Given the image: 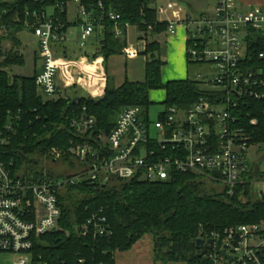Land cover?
<instances>
[{
  "label": "built area",
  "instance_id": "1",
  "mask_svg": "<svg viewBox=\"0 0 264 264\" xmlns=\"http://www.w3.org/2000/svg\"><path fill=\"white\" fill-rule=\"evenodd\" d=\"M26 1L43 4V8L27 10L24 19L25 28L39 39L41 68L36 84L51 99L59 98L62 65L57 45L67 40L63 24L55 15L61 5L51 0ZM67 5L76 7L82 19L81 39L87 40L95 31L91 13L82 0ZM156 10L158 20L167 23L165 34L173 35L180 24L185 25L189 60L213 68L205 75L197 74L212 97L202 96L187 110L167 108L155 122H147L138 106L124 108L111 133L96 137L97 146L75 142L68 150L49 151L47 156L53 161L71 155L85 165L66 179H24L13 171L12 164L0 160V254L17 256L12 264H50L39 247L44 246L42 236L56 227L61 230L59 193L67 184L89 179L107 184L115 178L158 182L193 173L217 184L228 196L236 195L237 189L241 193L250 188L252 194L264 199V153L260 156L259 145L249 144L251 138L241 124L246 116L239 110L250 99H264V66H245L250 32L264 27L262 8L245 10L237 0H216L212 12L193 16L177 0H158ZM2 15L0 10V20ZM110 18L116 22V36L126 37L128 42L132 26L119 23L117 13H111ZM138 52L130 44L125 49L128 56ZM259 58L264 59V53ZM96 122L92 115L71 120L80 134L91 131ZM257 122L253 118L251 125ZM6 129H13L11 121ZM1 142L8 140L3 137ZM78 230L83 236L95 238L112 234L106 217L99 214H93ZM203 249V257L211 264H264V217L251 224L212 231Z\"/></svg>",
  "mask_w": 264,
  "mask_h": 264
},
{
  "label": "trees",
  "instance_id": "2",
  "mask_svg": "<svg viewBox=\"0 0 264 264\" xmlns=\"http://www.w3.org/2000/svg\"><path fill=\"white\" fill-rule=\"evenodd\" d=\"M60 4L55 15L67 32L73 24L69 21L68 5L72 0H51ZM158 0H82L95 20L99 37L98 49L93 55H102L105 61L113 55L122 54L127 46L126 37H117L116 22L111 13L120 15L119 23H129L137 28L140 39L155 37L167 30V23L158 20ZM192 9L189 0H177ZM43 4L26 0H0L3 12L0 20V160L13 165V171L24 179H66L69 169L85 166L73 156H63L57 161L68 163L64 173L45 171L36 157H48L52 149L68 150L75 142H89L97 146L96 137L109 135L122 110L130 106L142 109V116L149 122L150 92L164 89L166 109L178 107L187 110L202 96L212 97L199 80L187 78L167 83L162 79L165 61L162 45L147 41L141 54L148 56L146 77L142 82L125 81L121 86L108 85L102 97H59L45 101L39 93L36 77L40 71L29 76L10 75L8 68L23 66L24 55L18 34L25 28L27 10L40 9ZM81 24L82 19L78 17ZM93 33V34H94ZM11 40L13 47L5 51L4 42ZM63 48L65 43L57 45ZM57 47V48H58ZM59 49H57L59 51ZM57 51V52H58ZM264 30H251L248 37V57L245 66H264ZM188 59L189 64H193ZM83 68L85 66L83 65ZM244 116L241 124L251 138L249 144L264 145V99H250L239 109ZM240 112V111H239ZM92 115L95 127L80 134L71 120ZM161 116V114H160ZM258 120L251 125V120ZM11 121L13 129L6 125ZM8 140L2 143V138ZM264 153V152H263ZM262 153V154H263ZM257 171L258 163L254 165ZM228 196L217 184L193 173H180L172 179L158 182L113 179L107 184H67L59 193L62 208L61 230L42 236L44 246L40 251L50 264H117L116 254L128 252L146 235L153 236L155 262L161 264H211L200 255L202 243L212 231L226 227L251 224L264 217V199L252 194L251 189ZM93 214L106 217L112 234L104 237L83 236L78 230Z\"/></svg>",
  "mask_w": 264,
  "mask_h": 264
},
{
  "label": "crops",
  "instance_id": "3",
  "mask_svg": "<svg viewBox=\"0 0 264 264\" xmlns=\"http://www.w3.org/2000/svg\"><path fill=\"white\" fill-rule=\"evenodd\" d=\"M237 3L240 5L241 8L245 10H252L255 6H259L262 8V11L264 12V0H237ZM188 12L190 13V10H188ZM128 35L129 36H128V42L126 48L128 47L129 44L135 47L139 51L137 55L128 56L125 53V49H126L125 48L122 54L113 55L109 57L107 61H105V58L102 55H97L96 57H93L99 45V37L97 33H94L91 37L87 39L92 49L91 52L92 55L85 53L78 60H74L70 58V56L68 57L69 52L67 49H66V55L57 54V57L59 58L60 63L62 65L61 71L59 73V80L60 83L62 84L61 89L63 94L66 93V95L62 94V96L74 98L75 96H72V94L69 91L79 87L82 88L88 94L89 97H94V98L102 97L108 85V76L112 77L113 84L116 87L121 86L127 80L132 82L144 81L146 77V63L148 60V56L141 54V52L145 50L147 40L146 38L140 39V33L135 27L130 28ZM148 37L151 38L150 41L154 39V37H152L151 35H149ZM155 37L160 38L157 39L156 41H158L161 45L163 44V42L167 43V49L169 55L168 57L175 55L174 60L176 61V66L170 68V70L172 71H169V68L167 67L162 68L163 82L167 83L169 81L187 79L185 78V61L187 60L188 62L187 59L188 42H187V29L185 25L180 24L176 30V33L173 35H167L165 33H162ZM139 58L143 59V66H144L143 79H138ZM34 59H35L33 66L34 69L32 74H34L36 70L40 71L41 68V62L39 59L38 50L34 55ZM82 64L85 66V68L81 67ZM86 84H90L91 87L89 88ZM165 99H166V93H165Z\"/></svg>",
  "mask_w": 264,
  "mask_h": 264
},
{
  "label": "rangeland",
  "instance_id": "4",
  "mask_svg": "<svg viewBox=\"0 0 264 264\" xmlns=\"http://www.w3.org/2000/svg\"><path fill=\"white\" fill-rule=\"evenodd\" d=\"M4 1V0H3ZM7 1V0H5ZM189 2L192 5V9L188 8L190 10V13L193 16H197L200 12H212L215 5L216 0H189ZM68 18L69 21L73 24L69 27V29L66 32L67 40L65 41V47L69 52L68 57L78 60L82 55L85 53L92 55V49L90 47L88 40H82L80 38L82 28L80 23L78 22V15L76 11V7L74 5L69 6L68 8ZM264 30V27H263ZM149 36V35H148ZM147 36V41H150L151 38ZM18 38L21 40L22 44L21 47L17 48L20 53L24 55L25 62L23 66H13L8 68V71L11 76L18 74V75H24L29 76L33 73L34 69V55L39 51V39L38 37L30 30L24 29L18 34ZM160 38L154 37L153 40H157ZM13 47V43L11 40L4 42L3 49L5 51H8ZM58 47V46H57ZM59 49V47L57 48ZM58 55L63 54V48L59 49ZM90 55V56H91ZM168 49H167V43L163 42L162 44V57L165 61L164 67L173 68L176 66L175 55L168 57ZM171 59V60H170ZM3 60V57H0V61ZM178 66V64H177ZM83 67V64L81 65ZM213 70V68L210 65H203V64H189L187 60L185 61V78H191L198 80L197 74L205 75L207 72ZM144 74V66H143V59H138V79H143ZM58 82L60 80L58 79ZM89 88L91 87L90 84H86ZM39 93L42 95L43 99L45 101L50 100L51 97L45 95L42 90H38ZM72 96L75 97H89L88 94L82 89V88H76L69 91ZM63 94V93H62ZM61 94V95H62ZM60 95V96H61ZM63 95H66L63 94ZM150 99L152 104L149 107V117L150 120L155 122L158 119L159 113L163 112L166 107L164 105L165 100V90L164 89H158L154 90L150 94ZM259 149V148H258ZM256 149H254L255 151ZM264 152V145L262 146V151L260 152V156ZM253 154V153H252ZM253 158H255L253 154ZM37 160H39L40 167L43 168L45 171H54L56 174L64 173L68 171L70 166L68 163H63L62 161H53L49 157H36ZM261 168L264 169V158H261ZM75 170V169H73ZM72 169H69V172H75ZM153 236L152 235H146L143 237L139 242H137L133 248L128 252L120 253L118 252L116 254L117 264H161L158 262H155L154 259V252H153ZM17 256L11 255V254H0V264H12L14 261H16ZM172 264V263H171ZM177 264H184V263H177Z\"/></svg>",
  "mask_w": 264,
  "mask_h": 264
},
{
  "label": "water",
  "instance_id": "5",
  "mask_svg": "<svg viewBox=\"0 0 264 264\" xmlns=\"http://www.w3.org/2000/svg\"><path fill=\"white\" fill-rule=\"evenodd\" d=\"M79 99H80V97H77L76 99H74V102H77ZM92 182H93V180L89 179V180L83 181V184H88V183H92ZM53 231L54 232L57 231V227L54 228ZM200 242L202 243L201 249H203L204 248V241H198V243H200ZM210 243L212 244L213 241L211 240ZM205 253H206V250H204L200 256L203 257L205 255ZM230 260H231V258H230Z\"/></svg>",
  "mask_w": 264,
  "mask_h": 264
}]
</instances>
